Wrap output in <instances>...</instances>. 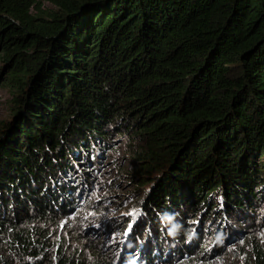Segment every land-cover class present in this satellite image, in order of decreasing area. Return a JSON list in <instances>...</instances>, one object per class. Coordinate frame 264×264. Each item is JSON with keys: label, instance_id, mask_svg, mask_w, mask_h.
Instances as JSON below:
<instances>
[{"label": "trees", "instance_id": "trees-1", "mask_svg": "<svg viewBox=\"0 0 264 264\" xmlns=\"http://www.w3.org/2000/svg\"><path fill=\"white\" fill-rule=\"evenodd\" d=\"M0 83L11 119L24 109L0 122V264L69 215L74 171L118 125L152 185L123 264H194L214 252L194 249L211 216L225 233L264 199V0H0ZM186 214L198 224L172 244Z\"/></svg>", "mask_w": 264, "mask_h": 264}, {"label": "rangeland", "instance_id": "rangeland-1", "mask_svg": "<svg viewBox=\"0 0 264 264\" xmlns=\"http://www.w3.org/2000/svg\"><path fill=\"white\" fill-rule=\"evenodd\" d=\"M42 5L45 10H57L47 1H43ZM13 98L14 94L8 87L0 86V122L11 120ZM126 129L127 126L122 128L118 125L117 132L108 137L110 144L102 150L95 168L91 165L87 174L84 173L85 167L74 171V180L69 186L79 189L74 194L76 198L70 207L69 215L60 217L55 225L42 224L39 231H42L43 236L29 244L30 247L21 254V260L17 257L19 264L26 260H36L40 264H56L59 258L65 257L81 259L85 261L84 264H102L104 261L109 264H123L125 251L136 241L137 244L140 242L136 233L140 231L138 227H142L146 220L145 215L139 216L140 208L152 187L150 183H145V177L150 175L148 173L139 180L134 179V172L140 171L142 164L136 154L140 149ZM91 157L94 161V157ZM79 193L82 194L80 198L77 197ZM250 210V214L246 216L241 214L242 216L227 219L223 226L225 233L223 230H217L219 222L211 216V221L201 226L200 242L194 249L206 248L209 245V249L215 247L214 252L210 250L208 254L205 253L208 256H201L203 251H200L199 256L202 259H198L194 264H259L256 251L261 250L264 253V199ZM127 211L134 212L135 215H131V231L124 235L128 228V223L123 219ZM197 221V215L186 214L183 223L177 222V226L169 225L168 233L171 235L172 244L178 241L175 231L183 233L182 230L173 229L181 225L185 230L191 231ZM112 233H116L114 239ZM156 234L167 248L170 243L162 242V239L168 234H165L163 229ZM138 235L140 236V233ZM231 235L234 237H230ZM120 251H123L122 258L118 256ZM167 252L168 249L165 253ZM172 255L173 253L170 254ZM204 258L207 259L203 260ZM138 262L145 264V260ZM170 262L172 263L169 259L164 264ZM131 264H137V261L133 260Z\"/></svg>", "mask_w": 264, "mask_h": 264}, {"label": "snow or ice", "instance_id": "snow-or-ice-1", "mask_svg": "<svg viewBox=\"0 0 264 264\" xmlns=\"http://www.w3.org/2000/svg\"><path fill=\"white\" fill-rule=\"evenodd\" d=\"M127 215H135V213H134V212H132V213H127ZM62 226H63V225H62ZM131 229H132V223L129 222V224H128V228L125 230L124 235H127L128 232L131 231ZM115 236H116V233H112V237H113V239L115 238Z\"/></svg>", "mask_w": 264, "mask_h": 264}, {"label": "water", "instance_id": "water-1", "mask_svg": "<svg viewBox=\"0 0 264 264\" xmlns=\"http://www.w3.org/2000/svg\"><path fill=\"white\" fill-rule=\"evenodd\" d=\"M24 109H20L16 112V115L11 119L9 120L10 123H13L23 112Z\"/></svg>", "mask_w": 264, "mask_h": 264}, {"label": "clouds", "instance_id": "clouds-1", "mask_svg": "<svg viewBox=\"0 0 264 264\" xmlns=\"http://www.w3.org/2000/svg\"><path fill=\"white\" fill-rule=\"evenodd\" d=\"M143 249V246H141V247H139V250H142ZM121 253H123V251L121 252ZM140 258V257H139ZM164 263V262H163Z\"/></svg>", "mask_w": 264, "mask_h": 264}]
</instances>
